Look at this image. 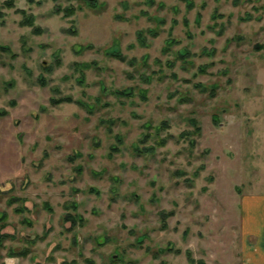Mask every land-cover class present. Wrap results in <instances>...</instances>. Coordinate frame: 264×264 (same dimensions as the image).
I'll use <instances>...</instances> for the list:
<instances>
[{"label": "rangeland", "instance_id": "1", "mask_svg": "<svg viewBox=\"0 0 264 264\" xmlns=\"http://www.w3.org/2000/svg\"><path fill=\"white\" fill-rule=\"evenodd\" d=\"M2 214L4 264H243L264 0H0Z\"/></svg>", "mask_w": 264, "mask_h": 264}, {"label": "crops", "instance_id": "2", "mask_svg": "<svg viewBox=\"0 0 264 264\" xmlns=\"http://www.w3.org/2000/svg\"><path fill=\"white\" fill-rule=\"evenodd\" d=\"M264 223V219L262 221ZM261 228V227H260ZM250 235V236H249ZM245 238L242 255L243 264H264V231H250ZM0 264H4V249L0 243Z\"/></svg>", "mask_w": 264, "mask_h": 264}, {"label": "trees", "instance_id": "3", "mask_svg": "<svg viewBox=\"0 0 264 264\" xmlns=\"http://www.w3.org/2000/svg\"><path fill=\"white\" fill-rule=\"evenodd\" d=\"M71 11H72V10H69V12H67V14H68V13H71ZM2 217L4 218V214H2V215L0 216V218H2Z\"/></svg>", "mask_w": 264, "mask_h": 264}]
</instances>
